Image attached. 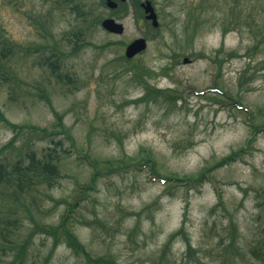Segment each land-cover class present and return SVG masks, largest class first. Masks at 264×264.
<instances>
[{
    "label": "rangeland",
    "instance_id": "obj_1",
    "mask_svg": "<svg viewBox=\"0 0 264 264\" xmlns=\"http://www.w3.org/2000/svg\"><path fill=\"white\" fill-rule=\"evenodd\" d=\"M81 1L82 15L68 0H0V41L13 47L6 61L0 42L1 110L40 131L61 120L73 135L72 141L25 131L0 154V164L20 174L31 150L42 158L56 146L51 139L64 142L54 159L62 176L53 188L26 178L23 187L0 185V264L9 242L17 248L27 242L24 264H92L40 229L61 223L97 167V183L76 204L70 224L92 259L264 264V132L251 127L264 125V0H151L158 29L132 0L118 16L101 0ZM109 17L124 24V34L102 28ZM77 31L85 44L70 55L68 36ZM141 37L148 48L127 62V45ZM35 45L37 52L26 53ZM55 46L66 52L56 73L44 59ZM151 88L167 91L140 102ZM14 136L0 120V149ZM153 162L161 177L152 175ZM203 172L198 185L181 182ZM182 226L184 234L168 245Z\"/></svg>",
    "mask_w": 264,
    "mask_h": 264
},
{
    "label": "trees",
    "instance_id": "obj_2",
    "mask_svg": "<svg viewBox=\"0 0 264 264\" xmlns=\"http://www.w3.org/2000/svg\"><path fill=\"white\" fill-rule=\"evenodd\" d=\"M68 3H70V5H71L70 7L72 8V10L76 14H81V15L86 14V5L83 3V1H81V0H79V1L68 0V2H66V4H68ZM101 4L104 5V0H101ZM121 6H122V4H121ZM87 13H88V17L86 18V20L89 22V21H91V17L93 15V13H92V10H88ZM119 13H120V8L111 11V14L113 16H118ZM92 22H93V20H92ZM92 22H91V24H86L89 29H90V26H92ZM95 23L98 24L100 22L95 20ZM42 27L44 28L45 31H47L49 26L46 27V26L42 25ZM68 37H69L68 40L72 43V48L69 51V54L75 55L79 52L81 47L85 44V41H84V39H82L80 37L79 31L73 33V35L71 37L70 36H68ZM0 38H1V36H0ZM0 42L4 45V47H2V49H1V53L4 54V57L7 56L6 61H8V55L12 51L13 47L11 46V44L9 42H6L5 40H1ZM46 45H49V44L47 43ZM34 47L35 48H28V50H26V53L37 52L41 46L35 45ZM44 48H48V46H44ZM50 49H52L55 53H53L49 56H44V59L48 62V65L50 66L52 71L54 73H56V72L60 71L61 62L64 59V57L66 56V52H64V50L60 46H55V47L50 48ZM127 62H129V61L127 60ZM3 66H4L3 61H1L0 62V70ZM3 73H4L3 71H0V77ZM57 76L61 78L60 75H57ZM136 77L140 78V76H138V75ZM216 88H219V86H217ZM166 91L167 90L152 89L151 91L147 92V95L143 99H141L140 102H142L145 98H147V96H149L153 92H156V94H158V95H163L166 93ZM40 96L42 99H44L48 102V104L51 106L52 109H54V107L52 105V101H51V99H50V97L47 94L45 89H41ZM227 96H228V94H227ZM136 102H139V101H136ZM237 102H239V101H237ZM216 103H221L223 105V104H227V101L216 100ZM56 115L58 116L59 119H61V116L59 114L56 113ZM247 116H248V119L251 122H253L252 113L247 114ZM0 120L4 121L6 124H8L13 129V131L15 132L14 138L8 144H6L5 146H3L0 149V154L3 153L4 151H6L9 147H11L16 142L17 135H19L25 131H29L31 133H32V131L39 132L41 134V136H43V138H47L50 136L54 137L58 134H63L64 139H69V140L73 141V135L69 131H67V128L61 122V120L58 124H56L55 129H53V130L44 129V130L40 131V130H38V128H36L35 126H32V125L16 124V123L11 122L6 117V115L1 110V108H0ZM251 127L254 129V133L255 132H264V125L257 126L255 124H252ZM51 141L56 146L50 147L47 150L45 157L43 156L42 158H39L37 155V152L35 150L34 151L31 150V152L29 153L30 160H29V163L26 164L24 173L17 174L13 171L8 172L6 170V168L2 164H0V185H2L4 183L14 182V183H17L18 185H21L23 187V185L25 184L24 180L26 178V181H27L26 184L32 185L33 181L38 180L39 183H44L49 188H53V186L58 182V179L62 176L60 171H59V163H56L54 159H55V157H56V159H59V152H58L57 147L63 146L64 142H63V139H61L58 142H56L55 139H51ZM250 141H252V140H250ZM63 151H65L66 153H71L72 148L71 147H68L66 149L63 148ZM238 156H239V153H235L234 156L227 157L223 161V163H221L222 166L224 163H228L227 162L228 160H231V159L235 160ZM83 158H89L90 163L97 167V162L92 160L88 154H84ZM150 160L151 159H149V160L147 159V161L141 165L142 166H148ZM150 168H151L152 175L154 174V176L161 177V175L158 174L156 167L154 166V162L151 164ZM100 172H101L100 169L97 167V169L95 170V173L93 174V178H92L91 183L82 185L81 189L83 190V194L78 196V200L74 204H71L70 209H68L66 214L63 215V217L61 219V223L59 225L47 226V227L41 228L40 231L43 233H47L49 235H52L54 238V245H59L62 242L68 243V245L71 248L75 249V251H77L78 253H83V255L87 259L92 261V264H111V263H109L110 261H108L107 259L102 258V257L92 259L90 257V255L88 253H86L84 246L82 245V243L80 242L78 237L75 235V233L70 228L71 218H72V214H74L73 210L76 207V204H78L79 200L82 199L83 197H85L95 187V184L97 183L96 182L97 177H98V174H100ZM207 175H208L207 172H203L201 174L200 178H198V179L191 180V179L187 178L181 182H185V184L193 183V184L198 185V183H202V181L206 179ZM162 178L165 181H167V180H175L178 182L180 181V179L173 178V177H162ZM73 218H74V216H73ZM183 228H184V226H182V229L179 230V232H175L171 235L168 245L171 244L181 233L184 234ZM38 230L39 229H37L36 231H38ZM30 238H31V235H30ZM26 249H27V242H25V244H21V246L18 248H17V245L15 246L14 243H12V242L5 243V245L2 246V250L8 256L5 263L6 264H24V254H25ZM166 249H167V247L164 249V251H166ZM9 258H11V259L9 260ZM45 264H47V263H45Z\"/></svg>",
    "mask_w": 264,
    "mask_h": 264
},
{
    "label": "water",
    "instance_id": "obj_3",
    "mask_svg": "<svg viewBox=\"0 0 264 264\" xmlns=\"http://www.w3.org/2000/svg\"><path fill=\"white\" fill-rule=\"evenodd\" d=\"M126 1V0H122ZM107 5L110 8L117 7V4L112 0H107ZM145 7L146 13L148 14L147 18L153 21V25L155 27H158L159 22L157 19L156 12L154 10V7L152 6V3L150 1H147L143 4ZM102 27L106 29L109 32L116 33V34H122L125 30L124 25L122 23H118L113 18H106L102 22ZM147 48V41L144 38H139L135 41H133L130 45H128L126 49V57L131 59L135 57L137 54L141 53ZM185 63H189L190 60L188 58L184 59Z\"/></svg>",
    "mask_w": 264,
    "mask_h": 264
},
{
    "label": "flooded vegetation",
    "instance_id": "obj_4",
    "mask_svg": "<svg viewBox=\"0 0 264 264\" xmlns=\"http://www.w3.org/2000/svg\"><path fill=\"white\" fill-rule=\"evenodd\" d=\"M133 3L136 5V0H133ZM139 7H142V1H140L138 4H137Z\"/></svg>",
    "mask_w": 264,
    "mask_h": 264
}]
</instances>
